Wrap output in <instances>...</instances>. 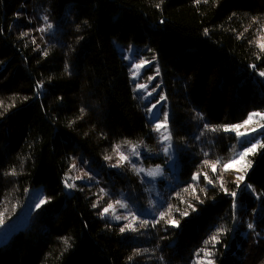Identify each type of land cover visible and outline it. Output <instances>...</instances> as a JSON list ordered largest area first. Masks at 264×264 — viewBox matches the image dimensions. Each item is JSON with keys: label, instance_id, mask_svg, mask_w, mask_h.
Listing matches in <instances>:
<instances>
[{"label": "trees", "instance_id": "1", "mask_svg": "<svg viewBox=\"0 0 264 264\" xmlns=\"http://www.w3.org/2000/svg\"><path fill=\"white\" fill-rule=\"evenodd\" d=\"M112 40L155 54L179 163L166 204L132 229L102 218L120 193L145 198L131 169L106 191L63 184L78 154L103 165L153 141ZM262 42L264 0H0V226L29 189L44 198L0 264H264V148L241 186L224 167L241 149L232 126L264 113Z\"/></svg>", "mask_w": 264, "mask_h": 264}, {"label": "rangeland", "instance_id": "2", "mask_svg": "<svg viewBox=\"0 0 264 264\" xmlns=\"http://www.w3.org/2000/svg\"><path fill=\"white\" fill-rule=\"evenodd\" d=\"M40 20L42 33H48L51 28L45 25L46 19ZM111 43L126 67L134 94L149 122L153 141L149 142L143 139L135 144L117 146L105 159L103 165L92 164L88 157L78 154L71 158L69 170L63 178V184L68 193L76 191L84 185H98L101 190L106 191L109 187L107 179L110 172L122 168L131 169L137 176L140 190L144 193L145 198L142 194L126 197L120 193L119 198L110 204L111 208L108 213L105 214L104 209L109 208L110 205L103 209L102 218L116 224L125 223L132 229L135 224L155 218L158 215L157 211L166 204L170 191L178 181L179 163L170 137L169 108L162 88L155 54L146 44H121L115 40H112ZM252 114L250 113L243 123L232 126V129L238 134L239 148H241L237 149L233 160H238L247 148L252 145L256 146L255 151L248 152L239 163L225 168L228 178L238 186L245 182L257 154L264 148L261 137L252 140L256 132L264 129V113ZM249 116H252L251 121H249ZM246 121L248 122L246 123ZM161 124L166 127L157 131V125ZM165 136H168L169 139L165 140ZM165 148L168 149L167 153L164 151ZM121 155L127 159L121 160ZM158 157L162 158V162L154 161ZM149 172H155L156 175L149 176ZM238 176H243L244 179L238 180ZM43 203L42 187L35 186L29 189L26 202L17 217L0 226V245L6 242L11 234L22 229L27 224L31 213ZM122 205H126V207ZM116 217H120V219Z\"/></svg>", "mask_w": 264, "mask_h": 264}, {"label": "snow or ice", "instance_id": "3", "mask_svg": "<svg viewBox=\"0 0 264 264\" xmlns=\"http://www.w3.org/2000/svg\"><path fill=\"white\" fill-rule=\"evenodd\" d=\"M49 27H51V25H49ZM41 30L43 31V29H41ZM258 47H259L262 51H264V42L259 43V44H258ZM142 63H143V62H142ZM138 67H139V65H138ZM260 75H261V76H264V72H261ZM252 115H260V113H253ZM251 119H252V116H249V121H251ZM247 122H248V121H246V123H247ZM162 127H166V125H163V124H161V125H157V131H159L160 128H162ZM225 131H228V129H225ZM164 139L167 140V139H169V137H168V136H165ZM255 148H256L255 145H252L251 147L247 148V149L245 150V152L242 153V154L240 155V157H239L238 160L230 161L228 164H225L224 167L227 169V168L231 167L232 165H234V164H236V163H239V161L243 159L244 155H246L248 152H253V151H255ZM133 151H135V149H133ZM164 151L167 153V152H168V149L165 148ZM120 159H121V160H126L127 157L121 155ZM113 166L115 167L116 165H113ZM215 167H216L215 165H212L213 171H215ZM141 170L143 171V169H141ZM13 174H14V173H13ZM148 175H149V176H154V175H156V173H155V172H149ZM195 178H196V177H194V179H195ZM237 179H238V180H243L244 177H243V176H238ZM210 182H211V181H210ZM232 195L235 196L236 194H235V193H232ZM117 203H119V202H117ZM122 206H123V207H126V205H122ZM110 208H111V205L109 206V208H105V209H104V213H105V214L108 213V211H109ZM116 218H117V219H120V217H116ZM161 218H163V217H161ZM173 223H175V221H173ZM126 227H127V226H126ZM251 227H252V225H249V228H251ZM121 231H124V228H121ZM211 240H212V241H216V237L213 236V237L211 238ZM205 243H208V241H206ZM205 255L210 256L211 253H210V252H206ZM208 264H212L211 260L208 261Z\"/></svg>", "mask_w": 264, "mask_h": 264}, {"label": "bare ground", "instance_id": "4", "mask_svg": "<svg viewBox=\"0 0 264 264\" xmlns=\"http://www.w3.org/2000/svg\"><path fill=\"white\" fill-rule=\"evenodd\" d=\"M43 33H46V32H43Z\"/></svg>", "mask_w": 264, "mask_h": 264}]
</instances>
